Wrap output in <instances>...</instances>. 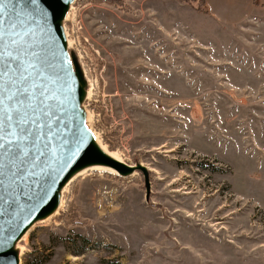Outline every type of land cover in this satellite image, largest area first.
<instances>
[{"label": "rangeland", "instance_id": "1", "mask_svg": "<svg viewBox=\"0 0 264 264\" xmlns=\"http://www.w3.org/2000/svg\"><path fill=\"white\" fill-rule=\"evenodd\" d=\"M205 1L207 13L191 0H74L68 56L92 91L78 107L138 168L56 191L60 215L1 255L20 264H264V161L251 162L252 131L264 145V0Z\"/></svg>", "mask_w": 264, "mask_h": 264}, {"label": "water", "instance_id": "2", "mask_svg": "<svg viewBox=\"0 0 264 264\" xmlns=\"http://www.w3.org/2000/svg\"><path fill=\"white\" fill-rule=\"evenodd\" d=\"M59 1L13 0L14 4H9L7 0L0 2V8H3L0 15H4L5 18L12 8L23 11V16L17 19L23 18L25 24L19 25V28L28 33L25 40L31 46L27 51L29 54L37 53L33 60L39 66L34 70V76H29L22 84L15 86L18 94L11 100L6 98L13 85L4 84L0 79V99L5 100L9 107L24 102L23 111L27 113L24 119L27 123L23 125L21 135H28L31 132L28 141L16 142L15 150L11 154L6 156L7 146L0 149V247L17 224L46 204L43 191L66 161L92 157L90 151L68 131L66 115L62 108L60 80L55 73L54 55L47 45L37 39L39 33L46 31V24L54 17ZM10 20L11 17L5 24ZM57 23L59 22L55 23V30H59V24L58 29L56 28ZM8 62L19 68V61L13 62L8 58ZM2 67L3 64L0 63V68ZM32 84L37 85L32 93L35 105L29 108L26 105L31 103L32 97L23 89ZM5 88L9 92H5ZM20 116V113L14 114L18 131L21 127ZM0 122L8 123L6 114L3 113V105H0ZM5 131L9 129L6 128ZM21 143L28 149L27 156L23 155ZM103 162L125 172L112 162L105 160ZM12 256L8 253L2 254L0 264H15Z\"/></svg>", "mask_w": 264, "mask_h": 264}, {"label": "bare ground", "instance_id": "3", "mask_svg": "<svg viewBox=\"0 0 264 264\" xmlns=\"http://www.w3.org/2000/svg\"><path fill=\"white\" fill-rule=\"evenodd\" d=\"M2 1L6 0H0V2ZM73 4L74 0H60L54 17L46 24V31L39 33L37 39L47 45L54 55L56 61L55 73L60 80L62 108L66 115L65 120L68 131L90 151L92 157H79L64 163L43 191L46 204L29 214L10 231L0 247L1 258V252L8 245L27 238L29 233L35 229L37 223H47L60 215L63 204L62 195L55 197L56 191L60 189L63 191V189L68 188L78 179L91 173H108L116 177L128 178L132 177L133 171L136 170V166L127 165L117 152H112L108 149L103 143L101 136L94 130L93 115L78 107L86 100L91 99L92 91L86 90L79 85L72 72V64L68 56L70 40L64 23L72 11ZM56 22H59V30L54 28ZM104 160L116 164L125 172L118 171L114 167L105 164ZM12 257L15 264H20L19 255Z\"/></svg>", "mask_w": 264, "mask_h": 264}, {"label": "snow or ice", "instance_id": "4", "mask_svg": "<svg viewBox=\"0 0 264 264\" xmlns=\"http://www.w3.org/2000/svg\"><path fill=\"white\" fill-rule=\"evenodd\" d=\"M9 4H14L13 0H7ZM0 13H3V8H0ZM23 11H16L15 8H12L9 14L0 15V63L3 64V67L0 68V79H2L4 84H12L13 89L9 92L7 88L4 89L5 92H9L7 100H11L16 96L17 90L16 85L22 84L23 81L27 80L29 76L35 75V69L39 66L33 60V57L37 53L29 54L27 48L31 45L25 40V37L28 35L26 31H21L19 25H24L25 20L17 19V17H22ZM11 20L9 23L5 24L6 20ZM8 58H11L13 62L19 61V68L14 67L12 63L8 62ZM36 84L29 85V87L24 88L23 91L28 92L29 96L32 97V93L35 90ZM0 105H3V113L6 114L7 124L0 122V149L8 147V153L6 156L11 154L15 150L16 142L28 141L31 136V132L28 135H21L23 132V125L27 123V120L24 119V116L27 115L23 111L25 105L21 101L20 104H14L12 107H9L5 100L0 99ZM35 105V98L32 97L31 103L26 105V107H33ZM20 113L19 124L21 125L20 130H17L16 121H14V114ZM9 131H5V129ZM20 147L23 150V155L27 156L28 149L23 147V143L20 144Z\"/></svg>", "mask_w": 264, "mask_h": 264}, {"label": "crops", "instance_id": "5", "mask_svg": "<svg viewBox=\"0 0 264 264\" xmlns=\"http://www.w3.org/2000/svg\"><path fill=\"white\" fill-rule=\"evenodd\" d=\"M264 95V94H263ZM236 117V116H235ZM235 120V118L233 119ZM264 123V122H263ZM232 131H236V129L232 130ZM253 143V144H252ZM251 145H253V156H252V159H251V162L254 161L255 159H258V160H262V162L264 161V158H259V154L260 152H262L264 154V145H261L257 142V140H255L254 138V135H253V131H252V141H251ZM264 168V167H263ZM261 167V169H263ZM252 169H253V165H252ZM260 169V170H261ZM254 182V181H253Z\"/></svg>", "mask_w": 264, "mask_h": 264}, {"label": "trees", "instance_id": "6", "mask_svg": "<svg viewBox=\"0 0 264 264\" xmlns=\"http://www.w3.org/2000/svg\"><path fill=\"white\" fill-rule=\"evenodd\" d=\"M99 2H106L109 4H115L118 0H98ZM193 1V6H197L198 11L207 13L208 9L206 6V1L205 0H191Z\"/></svg>", "mask_w": 264, "mask_h": 264}]
</instances>
